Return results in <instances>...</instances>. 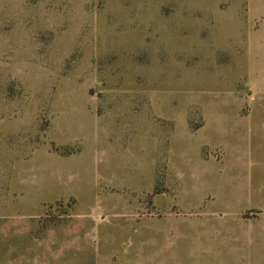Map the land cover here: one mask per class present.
Here are the masks:
<instances>
[{"label": "rangeland", "instance_id": "374dc122", "mask_svg": "<svg viewBox=\"0 0 264 264\" xmlns=\"http://www.w3.org/2000/svg\"><path fill=\"white\" fill-rule=\"evenodd\" d=\"M262 70L264 0H0V200L9 144L23 143L29 154L50 144L54 123L89 108L119 142L132 143L124 160L133 153V173L144 183L129 194L139 201L137 218L102 223L118 224L127 252L102 257L146 264L148 225L178 231L180 220L181 230H216L239 213L242 231L243 219L257 217L245 212L259 181L246 116ZM69 212L46 207L43 223ZM177 239L156 238V264H179ZM1 245L0 237L4 264ZM190 245L185 264H249L236 248L198 253ZM18 257L12 253L11 264Z\"/></svg>", "mask_w": 264, "mask_h": 264}, {"label": "crops", "instance_id": "0c3cea01", "mask_svg": "<svg viewBox=\"0 0 264 264\" xmlns=\"http://www.w3.org/2000/svg\"><path fill=\"white\" fill-rule=\"evenodd\" d=\"M69 115L68 120L53 124L52 130L58 133L51 135L50 144H40L29 154L22 152L23 143L8 146L10 153L3 160L0 200L4 264H11L12 253L19 254V264L32 258L40 259L43 264V253L44 264H113L117 260L115 256L108 261L102 255L117 254L120 249L125 251L122 246L126 247L127 242L120 240L123 233L118 224L107 227L102 223L107 217H135L134 212L138 211V199L129 194L136 195L144 183L138 177L137 168L136 175L133 173V153H128L124 160V151L130 150L132 143L119 142L113 125L100 122L89 108L73 109ZM246 117L249 138L258 142L257 154L249 153V157L257 155L259 181L257 193H251L252 205L245 212L252 211L257 217L243 219L242 231L235 225L240 220L239 213L235 221L224 219L216 230H204L203 226L181 230L180 220L173 221L178 231L159 232L148 225L146 264H156L155 249L159 245L156 238L160 234L164 239L177 235L173 247L179 264H185L181 255L186 253L190 243L198 253L208 248L234 253L236 248L243 255V263L248 257L252 264L257 254V263L264 264V70L261 71L258 100L250 106ZM124 162L126 167L122 165ZM124 170L125 174L119 175ZM169 187L166 180L165 188L169 190ZM55 205H68L70 212L57 222L44 224L46 207ZM130 234L127 237H131ZM166 246L171 250L170 242ZM163 264L172 262L164 261Z\"/></svg>", "mask_w": 264, "mask_h": 264}]
</instances>
